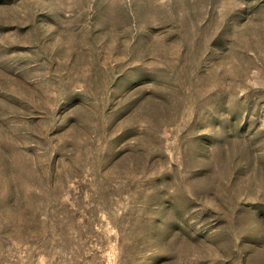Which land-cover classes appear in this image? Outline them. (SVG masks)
I'll use <instances>...</instances> for the list:
<instances>
[{
    "label": "rangeland",
    "instance_id": "obj_1",
    "mask_svg": "<svg viewBox=\"0 0 264 264\" xmlns=\"http://www.w3.org/2000/svg\"><path fill=\"white\" fill-rule=\"evenodd\" d=\"M0 264H264V0H0Z\"/></svg>",
    "mask_w": 264,
    "mask_h": 264
}]
</instances>
